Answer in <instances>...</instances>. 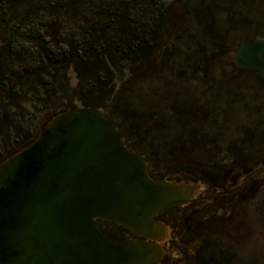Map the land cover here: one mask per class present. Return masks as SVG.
<instances>
[{
	"label": "trees",
	"instance_id": "obj_1",
	"mask_svg": "<svg viewBox=\"0 0 264 264\" xmlns=\"http://www.w3.org/2000/svg\"><path fill=\"white\" fill-rule=\"evenodd\" d=\"M192 1L175 0L167 6L162 0H0V163L33 144L58 114L78 107L103 109L127 148L144 157L150 178L174 184H179L175 178H182L213 187L208 180L219 169L196 157L208 149L192 126L199 112L172 106L177 130L171 142L154 133L160 131L157 118H147L152 133L142 135L138 126L144 118L125 100L120 110L115 104L122 95L115 91L119 71L129 69L133 79L157 74L171 55L176 24L186 25L191 13L192 20L204 29V13L213 12L217 3L226 0H196L191 8ZM233 1L239 14H246L251 1ZM246 22L248 27L256 23ZM261 23L257 22L253 33H240L237 38L253 41L264 37ZM70 71L78 78L76 87L70 85ZM43 113L47 119L41 122ZM120 118L122 123L117 121ZM136 136L150 142L148 151L133 143ZM156 144L166 154L156 151ZM203 214L200 217L205 221L207 214ZM197 253L196 264H226L217 260L215 249L207 248V243Z\"/></svg>",
	"mask_w": 264,
	"mask_h": 264
},
{
	"label": "rangeland",
	"instance_id": "obj_2",
	"mask_svg": "<svg viewBox=\"0 0 264 264\" xmlns=\"http://www.w3.org/2000/svg\"><path fill=\"white\" fill-rule=\"evenodd\" d=\"M174 1L162 0L167 6ZM250 1L246 14H239L233 0L220 1L213 12L204 13V29L188 13L186 25L176 24L171 55L157 74L143 79H133L129 69L116 74L115 91L122 92L116 107L119 109L125 100L144 118L138 126L142 135L152 133L147 118H157L160 131L154 133L173 142L177 127L172 106L199 112L192 126L208 149L196 157L219 169V174L208 180L213 188L203 181L187 183L175 178L180 186H196L194 198L206 207L203 211L204 207H180L161 218L168 230L158 242L165 250L159 264H194L197 248L204 243L215 249L221 263L264 264V170L244 182L255 167L264 166V81L256 71L239 69L233 63L242 41L238 34L248 36L258 29L257 22L264 25V0ZM194 2L191 8L196 6ZM247 20L256 23L248 27ZM69 78L70 85L76 87L74 71ZM39 117L41 122L47 119L45 113ZM117 121L122 123L123 119ZM131 122L125 126L130 127ZM134 140L149 150V141L137 136ZM155 150L166 154L157 144ZM204 212L206 220L200 217L198 222ZM189 214L194 226L201 225L196 233L189 231L185 221ZM99 226L110 235L127 236L111 225Z\"/></svg>",
	"mask_w": 264,
	"mask_h": 264
},
{
	"label": "water",
	"instance_id": "obj_3",
	"mask_svg": "<svg viewBox=\"0 0 264 264\" xmlns=\"http://www.w3.org/2000/svg\"><path fill=\"white\" fill-rule=\"evenodd\" d=\"M233 63L264 80V38L242 41ZM196 188L150 178L102 109L64 111L0 163V264L158 263L168 229L154 217L187 206ZM97 220L143 239H112Z\"/></svg>",
	"mask_w": 264,
	"mask_h": 264
},
{
	"label": "flooded vegetation",
	"instance_id": "obj_4",
	"mask_svg": "<svg viewBox=\"0 0 264 264\" xmlns=\"http://www.w3.org/2000/svg\"><path fill=\"white\" fill-rule=\"evenodd\" d=\"M259 164V163H258ZM262 170H264V166H260V165H258V167H255V169L251 172V174L250 175H248V176H246L245 178H244V182L246 183L249 179H251V178H253V176L254 175H257V174H259V173H261L262 172ZM211 187V186H210ZM213 188V187H212ZM240 190V189H239ZM198 203V204H197ZM193 204V205H192ZM203 205V203L201 202V203H199L198 201H197V199H194V201H192L191 203H189L187 206H185L184 208H190V207H204L203 209H205V207H206V205H204V206H202ZM171 209H173V208H171ZM170 210V209H169ZM196 210H198V209H196ZM168 211V210H167ZM166 211V212H167ZM165 212V213H166ZM197 212V211H196ZM165 213L164 214H162V215H160V216H157V217H154V219L156 220V221H158V222H160L161 221V218L163 217V215H165ZM204 216L206 215L205 214V212H204V214H203ZM191 215L189 214V219H188V223H189V228L194 232V233H196L197 232V230H198V228H199V226H200V224H199V226H198V228L196 227V226H194V222L193 221H191L190 220V218H192V217H190ZM196 217V216H195ZM198 219H200V216H198ZM197 219V220H198ZM191 221V222H190ZM198 222H199V220H198ZM96 224V226L98 227V229L103 233V234H105L106 236H108V237H110V238H112V239H115V240H129V239H143V238H139V237H137L136 235H134V234H132L131 232H129L128 230H126V229H124V228H122V227H120V226H118V225H116V224H114V223H111V222H108V221H102V220H97L96 222H95ZM100 223H105V224H108V225H111L112 227H116L117 229H119V231H121L123 234L122 235H124V234H127V236H113V235H110V234H108L101 226H99V224ZM197 229V230H196ZM198 239V238H197ZM199 248H200V246H199ZM199 248H197V250L199 249ZM198 255V253H197V251H196V255H195V257H194V264H196L195 262V259H196V256ZM164 257V256H163ZM163 257L161 258V260H160V262L162 261V259H163ZM160 262H158V263H152V264H159Z\"/></svg>",
	"mask_w": 264,
	"mask_h": 264
}]
</instances>
